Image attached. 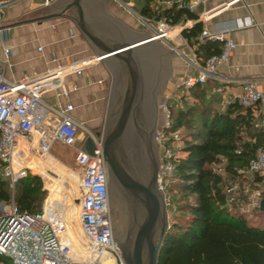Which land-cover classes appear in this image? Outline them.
Returning <instances> with one entry per match:
<instances>
[{
    "label": "built area",
    "instance_id": "obj_1",
    "mask_svg": "<svg viewBox=\"0 0 264 264\" xmlns=\"http://www.w3.org/2000/svg\"><path fill=\"white\" fill-rule=\"evenodd\" d=\"M159 2L166 7H185L193 11L199 0ZM3 7L4 3L0 1V24L3 21ZM139 17L148 25L152 22L142 15ZM155 22L159 23L161 30L154 29L152 34L157 39L166 40L175 26L162 19ZM207 36L222 41L223 45L204 63L194 54L186 55L177 50L193 67L178 88L188 90L210 79H220L216 69L220 63L228 60L236 44L226 40L223 33L203 30L202 37ZM11 55V48L8 47L0 56V159L5 162L4 175L14 185L28 173V166L15 169L13 165L20 139L29 143L36 137L38 151L43 155H50L57 142L74 147L75 161L81 170L79 220L86 244L78 248L64 239L65 223L58 207L45 205L42 211L29 213L20 211L12 200L0 203V264H126L112 237L106 168L99 137L87 129L86 136L79 139L82 124L74 115L76 106L70 100L79 85L68 77L72 73L80 75L88 61L81 64L57 63L43 73L13 80L5 76L6 67L12 65ZM52 60L58 62L59 59L54 57ZM172 96L166 95L160 105L164 119L157 127L161 163L159 184L164 191L174 174L175 143L174 140L169 142L170 135L167 133L172 123L169 106ZM234 98L245 107L256 108L258 104L264 107V89L249 80L240 83ZM253 124L264 133V117L253 119ZM87 137H92L96 144L93 152L84 149ZM242 171L257 174L264 181V144L257 148L255 156ZM259 200L258 196L254 204L258 205Z\"/></svg>",
    "mask_w": 264,
    "mask_h": 264
},
{
    "label": "trees",
    "instance_id": "obj_2",
    "mask_svg": "<svg viewBox=\"0 0 264 264\" xmlns=\"http://www.w3.org/2000/svg\"><path fill=\"white\" fill-rule=\"evenodd\" d=\"M153 1L144 0L141 10L151 21L162 19L175 25L194 17L185 7L153 6ZM202 30V23L197 22L182 35L190 41ZM221 48L214 44L211 55ZM206 83L180 96L193 98L190 105L175 110L181 88L169 101V142L174 140L173 131L185 128V133L182 144L174 147V174L165 185L169 228L158 264H264V210L257 205L249 216L241 210V198L232 195L228 186V179L231 182L246 173L242 170L264 144V133L254 127L251 107L238 101L223 104L219 96L209 93ZM244 129L255 132L252 140L244 139L240 133ZM221 163L224 173L217 167ZM4 166L0 159V203L13 200L20 211L40 212L46 193L41 178L28 172L14 183L18 189H12ZM251 176L252 184L261 183L259 198H264L262 177Z\"/></svg>",
    "mask_w": 264,
    "mask_h": 264
},
{
    "label": "water",
    "instance_id": "obj_3",
    "mask_svg": "<svg viewBox=\"0 0 264 264\" xmlns=\"http://www.w3.org/2000/svg\"><path fill=\"white\" fill-rule=\"evenodd\" d=\"M110 0H55L9 25L71 18L111 75L102 130L112 237L126 264H158L169 228L168 201L159 184V98L173 74L176 50L108 10ZM96 144L87 137L84 149ZM258 206L264 210V198Z\"/></svg>",
    "mask_w": 264,
    "mask_h": 264
},
{
    "label": "crops",
    "instance_id": "obj_4",
    "mask_svg": "<svg viewBox=\"0 0 264 264\" xmlns=\"http://www.w3.org/2000/svg\"><path fill=\"white\" fill-rule=\"evenodd\" d=\"M0 1L4 3L3 21L0 25H9L25 13L55 0ZM143 4L144 0H110L107 8L114 16L138 29L135 27L138 19L129 14L132 11L142 15ZM152 5L163 7L159 0H154ZM191 12L194 17L174 25L175 28L167 38L169 43L162 42L177 52L172 58L173 74L167 84L171 94L176 92L185 75L193 71V67L177 50L186 55L194 54L204 63L211 55L214 44L223 45L222 41L208 36L202 37L203 30L209 33H223L226 40L236 44L228 60L220 63L216 69L220 79H210L206 83L210 94L219 96L225 104L236 101L234 96L242 81H252L264 89V0H199ZM197 22L202 23L203 30L189 41L182 35V31ZM8 47L12 51V65L6 67L5 76L13 80L21 79L24 75L43 73L55 67L57 63L81 64L88 61L80 75L72 73L68 77L79 85V89L71 94L70 100L76 106L74 115L79 120V115L85 111L93 109L95 113L96 108H100V102L106 96L108 70L100 60H94L93 47L71 18L61 16L35 19L1 28V57L4 55V49ZM54 57L59 59L58 62L52 60ZM250 109L253 119L264 117L262 104Z\"/></svg>",
    "mask_w": 264,
    "mask_h": 264
},
{
    "label": "rangeland",
    "instance_id": "obj_5",
    "mask_svg": "<svg viewBox=\"0 0 264 264\" xmlns=\"http://www.w3.org/2000/svg\"><path fill=\"white\" fill-rule=\"evenodd\" d=\"M130 12L131 13L129 15H132L133 18L136 17L138 19L136 24H135V27H137L139 30L148 31L149 33H153L154 29L158 30V31L161 30L159 23L152 21V22H150V25H148V24H146V22L144 20H142L139 17V15L137 13H133L132 11H130ZM159 40L161 42H163V41L165 43L167 42V39L166 40L159 39ZM110 83H111V75H110L109 71H107V77H106L107 91H106V96L100 102V103H102L100 105V108H96L95 113H94V110L92 109V111H89V112L85 111L84 114L79 115L80 120H81V124H82V127L79 129V132H78L79 139L86 136L87 129L94 132V133H98L102 130L104 115H105V110H106V105H107V99H108V94H109ZM177 90H178V88H177ZM177 90H176V92H177ZM184 91L186 92L185 89H179L178 90L179 94L176 95V100L174 102L175 103V107H174L175 110L178 109V107H180L182 105H185V106L190 105L191 102H193V98H191L189 95L184 96L185 98L180 97L181 95H186V93H183ZM170 94H171V91H170L169 87L167 86L165 88L164 93L159 98V109H160V105L163 102L165 96L170 95ZM163 119H164V115H163L162 111H160L159 123L162 122ZM184 131H185V128H179L178 130L172 132V137L174 139V143H175L174 145L176 148L182 144L181 136H182V134L185 133ZM240 131H241L240 133L243 135L244 139H249V140H252L251 135H252V133H255L253 130L249 131V130L244 129V130H240ZM34 149H35V151L37 149V152H38L37 147ZM49 156L53 157L55 162L62 164L66 168H68L70 171H73V174H74V178L72 180H70V179L63 180V184L66 188V192H65V189L61 190L62 192H64V202L62 203L63 209H62V207H59L58 210L63 214V212H66L67 207H73L79 213V211H80V195H81V189L79 186V182H80V178H81V173H80L81 170L75 161V149H74V147H70V146H67L63 143L57 142L54 145V148H53V150ZM217 167H218V170L220 172L224 173L222 170V163L218 164ZM28 172L31 175H38L41 178L42 183H43V188L46 191L45 196L41 202V205H42L41 211H42L46 205V201L48 200V197H50L49 196L50 191H49V188L47 185V179H46L45 175L41 174L43 171L39 167H35L33 169H31L29 167ZM251 175L252 174L246 172V173H242V175L239 176L238 178H236L234 181L230 182V179H228V186H231V188H232V189H230L231 194L237 196V198L238 197L241 198V200H240L241 201V204H240L241 210L245 211L249 216H251L253 214L252 210H253V208H255L257 206L256 204H254V202L257 200L259 193L263 188L261 183H258V182H254V184L251 183V178H252ZM9 185L12 189H18L13 184L9 183ZM65 207H66V209H65ZM75 228L77 231L80 232V230H81V232H82L79 219L76 222Z\"/></svg>",
    "mask_w": 264,
    "mask_h": 264
},
{
    "label": "bare ground",
    "instance_id": "obj_6",
    "mask_svg": "<svg viewBox=\"0 0 264 264\" xmlns=\"http://www.w3.org/2000/svg\"><path fill=\"white\" fill-rule=\"evenodd\" d=\"M94 60H98V58L95 56ZM36 147V137L29 143L20 139L19 147L16 150L13 159V165L15 169L22 165H26L31 169L35 167L41 168L43 171L41 174L45 175L50 191V197H48V200L46 201L47 207H62V203L64 202V192L61 190L65 189L66 192L63 180H72L74 178L73 171H70L64 165L55 162L53 157L49 155H41L39 151L37 152V149L35 151L34 148ZM62 217L65 223V233L63 234L64 239L69 240L78 248H82L86 244L83 231L81 232L80 230L79 232L75 228L76 222L79 219V213L75 208L67 207V210L66 212H63Z\"/></svg>",
    "mask_w": 264,
    "mask_h": 264
}]
</instances>
